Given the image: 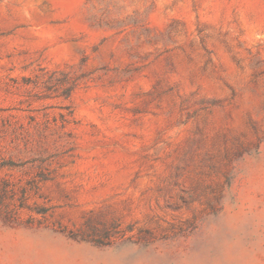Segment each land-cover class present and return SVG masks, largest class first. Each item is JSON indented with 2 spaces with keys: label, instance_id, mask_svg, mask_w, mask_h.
<instances>
[{
  "label": "rangeland",
  "instance_id": "1",
  "mask_svg": "<svg viewBox=\"0 0 264 264\" xmlns=\"http://www.w3.org/2000/svg\"><path fill=\"white\" fill-rule=\"evenodd\" d=\"M0 264H264V0H0Z\"/></svg>",
  "mask_w": 264,
  "mask_h": 264
}]
</instances>
